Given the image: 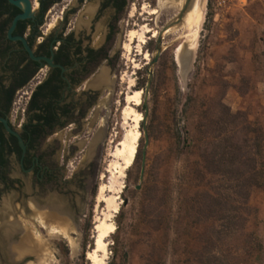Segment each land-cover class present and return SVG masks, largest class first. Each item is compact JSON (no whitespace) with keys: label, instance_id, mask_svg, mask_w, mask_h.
Instances as JSON below:
<instances>
[{"label":"rangeland","instance_id":"374dc122","mask_svg":"<svg viewBox=\"0 0 264 264\" xmlns=\"http://www.w3.org/2000/svg\"><path fill=\"white\" fill-rule=\"evenodd\" d=\"M69 1L51 7L45 15L49 24L61 21ZM166 1L158 7L159 0H130L117 25L110 100L103 101L100 117L85 121L83 131L63 135L59 154L67 156L65 179L53 182L45 202L26 188L28 182L20 198L13 189L0 191V228L10 230L7 246L30 242L40 248L19 264L94 263L88 254L95 246V225L107 213L97 200L98 188L109 182L108 169L118 161L113 151L127 129L121 109L129 78L142 90L137 109L143 118L148 110L146 166L140 180L146 143L142 120L135 159L119 179L124 188L111 218L116 228L107 237V263L264 264V186L251 188L250 210L240 216V169L226 171L233 160L240 168V150L228 153L229 146L240 144V124L249 126L244 129L264 149V0H205L194 48L181 36V26L163 31L183 8ZM151 8L159 12L151 14ZM71 19L73 25L76 19ZM142 24L158 35L148 33L140 51L134 41L125 52L128 30ZM229 111L237 117L230 118ZM7 199L8 213L3 211ZM50 199L70 211L69 223L45 219L42 224L32 204L44 212ZM49 223L67 234L51 231ZM0 264H15L3 252L1 234Z\"/></svg>","mask_w":264,"mask_h":264},{"label":"flooded vegetation","instance_id":"af4514ba","mask_svg":"<svg viewBox=\"0 0 264 264\" xmlns=\"http://www.w3.org/2000/svg\"><path fill=\"white\" fill-rule=\"evenodd\" d=\"M70 1L51 29L45 17L51 7L43 13L39 2L38 11L33 9L11 30L22 9L0 0V118H7L19 135L0 121V191L13 189L20 198L21 186L28 182L26 188L40 203L53 182L65 179L67 156L59 154L63 135L83 131L85 121L100 117L103 101L110 100L117 25L130 2ZM180 1L189 8L195 0ZM10 200L4 212L11 208Z\"/></svg>","mask_w":264,"mask_h":264},{"label":"bare ground","instance_id":"6f19581e","mask_svg":"<svg viewBox=\"0 0 264 264\" xmlns=\"http://www.w3.org/2000/svg\"><path fill=\"white\" fill-rule=\"evenodd\" d=\"M166 0H159V6L163 7L166 4ZM204 2L205 0H195L191 7H189L183 18L180 20H174L165 30V33L171 32V30H175L176 27L181 26V36L184 37L189 43L190 48H194L195 43L197 41L201 22L203 20L204 14ZM173 4H178L181 6L180 0H172ZM190 3V2H189ZM38 0H34V9L37 8ZM133 11V10H132ZM131 11V12H132ZM159 10L157 8H151V14H157ZM133 14V13H132ZM54 25V22L51 23V27ZM171 26V27H170ZM177 27V28H178ZM150 33L151 37H156L158 35V30L151 28L147 24H142L139 29H129L127 32V40L123 43V49L125 52L130 53L132 49V43L134 41L138 42V51L141 50L142 45L147 41V34ZM182 45H180L177 49V53L181 50ZM188 48V47H187ZM189 49V48H188ZM191 50V49H189ZM145 59H149L148 53L145 56ZM135 61V60H133ZM134 68H139L136 64L133 66ZM129 86L128 91L124 96L125 104L121 109V115L124 126L127 128L123 137L118 141L115 150L113 151V156L118 161L112 163L110 172L109 182L103 183L98 188V197L97 200L105 203V211L107 213L104 214V217L96 222L95 225V240H94V248L91 252H89L88 257L92 259L93 264H108L106 259L108 257V248H107V237L115 231V225L112 222V217L118 212L120 208L119 202V194L122 192L124 188V183L120 181L121 177L125 176V171L131 164L133 163L136 153L138 142L141 137V132L139 129L140 122L143 120V114L137 109V107L142 102V90L139 88H134V80L129 78ZM132 123H131V122ZM131 123V124H130ZM97 201V202H98ZM35 211L39 210L41 214V219L44 224L45 219L53 220L56 219L58 222L65 221V223H69V215L64 213L62 210L52 209L49 211H42L43 209L38 208L37 205L33 206ZM98 218V217H97ZM62 226V225H61ZM64 227V226H62ZM67 227V225H66ZM49 228L54 232H61L64 235L67 234V231L58 225H54L53 223H49ZM67 229V228H66ZM4 235L8 236L9 231L5 229ZM17 243L14 246H11L12 251L14 250L15 255H21L24 252H38L40 248L38 246H33V244L29 243ZM26 244V245H25ZM17 250V253L15 251ZM101 252V254H99Z\"/></svg>","mask_w":264,"mask_h":264},{"label":"trees","instance_id":"16d2710c","mask_svg":"<svg viewBox=\"0 0 264 264\" xmlns=\"http://www.w3.org/2000/svg\"><path fill=\"white\" fill-rule=\"evenodd\" d=\"M59 0H39L42 12L45 13L54 3ZM142 87H145L143 85ZM11 103H9V106ZM230 118H236L237 115L228 112ZM241 117V113H240ZM249 126H241L240 124V144H233L228 153H235L240 150V168L235 167V160L227 164V172L234 173L237 169L238 180L237 190L240 193V216L243 211L250 210L249 196L253 186H264V149L263 144L257 136L251 134ZM246 128V129H244ZM215 156V155H214ZM224 156V155H223ZM214 163V161H213Z\"/></svg>","mask_w":264,"mask_h":264},{"label":"water","instance_id":"95a60500","mask_svg":"<svg viewBox=\"0 0 264 264\" xmlns=\"http://www.w3.org/2000/svg\"><path fill=\"white\" fill-rule=\"evenodd\" d=\"M8 1L10 3H12L13 5H16V6H18V7H20L22 9V12L17 14L16 17L14 18V20H13V24H12V27H11V30H12L15 27V25H16V23H17V21L19 19L26 18V17H28V16H30V15H32L34 13V10H33L34 9V0H8ZM187 2L189 3V0H187ZM38 3H39V0H38ZM187 8H188V5L185 4L183 6V8H182V10L180 12V16L178 17L177 20H180V19L183 18ZM168 26H166L163 29V31L166 30ZM24 42H25V45H26L28 51L32 54V51H31L30 47L26 44L25 40H24ZM156 60H157V57H155L154 62ZM147 112H148V110L146 109L145 114H144V118H143V126H144V133H145L146 143H145V146H144V149H143V157H142V164H141V171H140V180H142L143 177H144L145 166H146V149H147V146H148V134H147V131L145 129V119L147 117ZM0 121H2L4 123V125H5V127L7 128L8 131L18 135V133L16 131H14L10 127V124H9V121H8L7 118H0ZM21 143H22V140H21ZM23 147H24V145H23ZM137 188H140V184L137 185ZM49 203H50V205H48L49 207H48L47 211H49V209L52 210V209H58L59 208L60 210H62L64 213L68 214L71 217L70 211H68L64 206L60 205L59 203L55 202L52 199H50ZM4 231H5L4 228H0L2 249H3V252L6 255V257H7L9 262L15 263V264H19V263H21L23 261V259L27 255L33 254L32 252H27L26 251V252L22 253L21 255L16 256L14 250L12 251L11 247L7 246L8 241H7V237L4 235Z\"/></svg>","mask_w":264,"mask_h":264},{"label":"built area","instance_id":"2783aa9c","mask_svg":"<svg viewBox=\"0 0 264 264\" xmlns=\"http://www.w3.org/2000/svg\"><path fill=\"white\" fill-rule=\"evenodd\" d=\"M227 0H217L218 3L222 4V3H226ZM242 2H244L245 0H240Z\"/></svg>","mask_w":264,"mask_h":264}]
</instances>
